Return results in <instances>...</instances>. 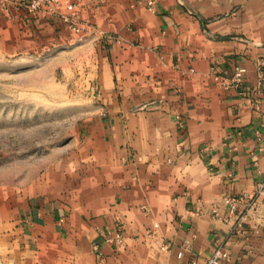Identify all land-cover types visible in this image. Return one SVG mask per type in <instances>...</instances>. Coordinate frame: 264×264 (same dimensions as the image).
Here are the masks:
<instances>
[{"label": "crops", "instance_id": "obj_1", "mask_svg": "<svg viewBox=\"0 0 264 264\" xmlns=\"http://www.w3.org/2000/svg\"><path fill=\"white\" fill-rule=\"evenodd\" d=\"M18 1L0 7L2 49L84 43L97 98L19 205L25 240L55 264H205L217 249L264 264V0H60L39 15ZM243 195L256 204L230 215Z\"/></svg>", "mask_w": 264, "mask_h": 264}, {"label": "rangeland", "instance_id": "obj_2", "mask_svg": "<svg viewBox=\"0 0 264 264\" xmlns=\"http://www.w3.org/2000/svg\"><path fill=\"white\" fill-rule=\"evenodd\" d=\"M93 54L80 42L41 52L0 46V264H55L27 242L18 208L67 156L96 104Z\"/></svg>", "mask_w": 264, "mask_h": 264}, {"label": "built area", "instance_id": "obj_3", "mask_svg": "<svg viewBox=\"0 0 264 264\" xmlns=\"http://www.w3.org/2000/svg\"><path fill=\"white\" fill-rule=\"evenodd\" d=\"M12 0H0V7L2 9H7V5ZM60 2V0H20L18 4L25 6L29 12L35 15H39L40 13L48 14L50 11H54L55 6ZM69 29L79 35V39H82L83 28L77 22V20L72 16L70 18H65ZM246 72V68L243 66H238L235 69V73L233 75L232 81L230 84H240L243 81L244 73ZM226 204L229 205V213L230 215H234L239 211L240 206H245V208L254 207L256 204V200L254 196H239V197H227L225 198ZM213 216L220 218V212L217 209H213ZM122 240V235L117 234L116 242L120 243ZM191 246L190 242L187 241L182 249L178 252V257L183 258L186 251H188ZM229 253L227 251H223L221 249H217L214 254L207 259L205 264H221L222 260L228 259ZM190 264H197V261L193 260Z\"/></svg>", "mask_w": 264, "mask_h": 264}]
</instances>
